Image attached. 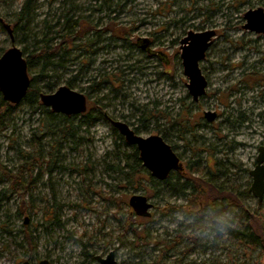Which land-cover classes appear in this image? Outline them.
Returning <instances> with one entry per match:
<instances>
[{
	"label": "rangeland",
	"instance_id": "obj_1",
	"mask_svg": "<svg viewBox=\"0 0 264 264\" xmlns=\"http://www.w3.org/2000/svg\"><path fill=\"white\" fill-rule=\"evenodd\" d=\"M25 1L0 0V57L13 46L4 27L10 26L14 45L25 58L33 56L30 78L41 88L57 84L47 94L73 80L69 87L99 102L107 118L130 124L144 138L163 137L187 173L195 162L196 177L218 173L217 184L239 195L244 209L219 206L218 212L214 208L199 217L175 212L173 207L187 203L178 192L156 179L134 188L112 169L134 162L133 146L124 144L111 123L99 119L89 126L82 115L75 116L69 124L75 137L62 138L55 126L43 127L45 115L37 106L22 101L0 124V165L13 173L33 166L24 174L23 196L9 190L0 170V264H99L94 257L111 251L120 264H264V247L250 249L242 234L249 226L264 228V202L249 192L250 171L264 145V87L252 90L240 83L250 72L264 76V35L244 28V15L264 9V0H37L16 30ZM70 9V17H82L100 33L75 40L79 45L91 39L92 50H63L49 62L64 66L53 64L44 71L47 60L38 58L40 49L63 40ZM111 24L116 35L106 32ZM206 31L216 33L200 62L208 89L194 102L180 42L189 32ZM100 70L115 75V81L97 91L91 86ZM205 112H216L218 118L209 123ZM185 117L192 132L183 133L175 124ZM237 119L234 126L228 122ZM56 141L61 153L53 161L49 151ZM143 173L150 174L145 168ZM170 180L175 189L184 182ZM151 190L152 217L138 225L129 199L148 198ZM21 208L28 215L19 216ZM225 214L230 220L226 230L220 222ZM135 228L144 232L140 240Z\"/></svg>",
	"mask_w": 264,
	"mask_h": 264
},
{
	"label": "trees",
	"instance_id": "obj_2",
	"mask_svg": "<svg viewBox=\"0 0 264 264\" xmlns=\"http://www.w3.org/2000/svg\"><path fill=\"white\" fill-rule=\"evenodd\" d=\"M36 0H26L23 6V9L20 11L17 17V21L15 22V29L18 30L20 27L18 25V22L24 21L25 14L29 15L31 11L33 10V3H35ZM71 12V9L68 10L65 14V21H64V29H66V33L62 35L63 40L57 45L56 47L49 46L46 43L41 49L40 54L38 55V58H45L46 65L44 67V71L49 67L50 65L54 66L53 62H49V58H54L56 55L59 56L60 53L64 50L65 53H68V51L71 48H76L78 50L82 51H90L92 50V43L93 41L89 39L87 43L85 44H79L77 45L75 43V40L77 38L83 39L85 38L86 33L88 32H95V34H98L100 32H97L95 28L88 27V24L86 21L83 22L82 17L78 20H74L72 17H70L69 13ZM22 28V27H21ZM106 32H112L113 34H117L116 28L111 24L109 28L106 30ZM15 33V31H14ZM98 40V39H96ZM100 40V39H99ZM88 48V49H87ZM69 49V50H68ZM97 50H94L96 52ZM63 57V55H61ZM32 59L33 56L26 58L28 61V70L29 73H31V66H32ZM55 65L59 66V63H56ZM49 78V77H46ZM115 78V75H111L107 73V71L100 70L99 73L95 76L94 80L92 81L91 89L93 90H101L104 89L107 84H113V81ZM97 79H99V83H97ZM31 86L28 91V94L24 101L28 102L30 105L37 106L41 110V113L46 115L45 119L43 120V127H50L55 126L59 133L62 135V138H66L69 135L71 137H75V133L71 130V126L69 124L72 123V119L75 116L68 117L60 114H54L50 109L45 108L41 104L40 95L41 94H47L48 92H52L54 90V87H56L57 84L48 83L45 87H39L35 78H31ZM73 80L68 81V85L72 87ZM241 84H244L247 89H255L257 87H264V76L258 75L255 72H250L248 74H245L243 79L240 82ZM46 90V91H44ZM99 102H90L89 101V110L82 115L83 120H85L89 126L94 125L99 119H104L106 122L110 123V119L107 118L101 110V108L98 106ZM13 109V105L4 101L3 96L0 92V124L5 121L6 117L11 113ZM81 116V115H80ZM205 118V116H204ZM242 114L239 115V120L242 119ZM61 120L66 126L61 127L60 123L57 124V121ZM206 120V119H205ZM207 121V120H206ZM228 121V120H227ZM236 121H228L231 125L234 126L236 124ZM199 124V120L197 119L195 121ZM191 121L185 117L183 120H179L175 122V124H178L182 127L181 132L188 133L189 131L192 132L193 127L190 125ZM113 131L116 133L117 130L113 128ZM188 131V132H187ZM125 145V140L122 137H119ZM56 145V146H55ZM53 147H51V150L49 151L50 158L53 161H56L60 156V149L59 146L61 145L60 142L56 141ZM199 149V148H197ZM194 155L197 154L196 149H194ZM209 152L212 154V150H200L199 153L202 152ZM133 158V165L126 164L124 168L121 167L120 163L117 165L116 168L113 170H117L119 168V171H121L125 179L128 180V182L133 186L134 188H138L141 186H146V183H154V178L148 174L143 173V165L140 160L139 151L138 149L133 146V153L130 156ZM36 159H34L35 162ZM33 165L31 164L29 167L27 165L21 167V169L17 173L7 171L6 167L0 165V170L3 175L9 180L10 187L9 190H12L21 196L24 195L22 192L24 190L23 186V177L24 174H26L28 171H30V167ZM136 166H139V168H136ZM128 170V171H126ZM52 171V169H51ZM199 171L198 162L192 163L188 165V173L187 171L183 172H177L172 173L170 177L161 182V184H165L169 190L172 192H178L181 197H183L186 200V205L173 207V210L175 212H184L187 211L189 214L194 215V217H199L200 213L204 215L208 211H213L214 208L219 209L217 207L221 206L222 208H227L231 206H236L240 209H244V205L242 204V200L238 195L234 194L233 192L228 191L226 188L219 186L216 182V177L218 175L214 174L212 171L208 173L207 175L203 177H196L194 174H196ZM194 173V174H193ZM170 178L173 179H179L184 180V182L179 186L178 189H175V185L171 182ZM158 181V180H157ZM152 195L149 191L148 193V199H150ZM228 207V208H229ZM164 210V209H160ZM215 211V210H214ZM218 212V211H216ZM19 216L28 215L27 209L21 208L18 212ZM136 222L138 225H146L149 222V219L145 218H137ZM135 236L140 240V237L144 234L143 231H139L137 228L132 229ZM245 237V244L251 249L254 247H257V245H261L264 247V228L261 230H258L257 227L249 226L247 232L242 233Z\"/></svg>",
	"mask_w": 264,
	"mask_h": 264
},
{
	"label": "water",
	"instance_id": "obj_3",
	"mask_svg": "<svg viewBox=\"0 0 264 264\" xmlns=\"http://www.w3.org/2000/svg\"><path fill=\"white\" fill-rule=\"evenodd\" d=\"M247 21L244 28L252 33L264 35V9L250 10L244 15ZM8 31L13 46L5 51L0 60H4V76L0 82V92L4 101L12 104H20L31 86V78L28 71L27 60L24 52L14 45L13 31L10 26H4ZM215 31L202 33L189 32L187 37L181 40L180 50L184 75L188 78L187 88L194 102H198L207 92L208 81L200 68V62L206 58V54L212 45ZM42 104L50 108L55 114L68 117L80 116L88 111L87 97L85 94L75 91L69 86H61L52 94H41ZM205 119L213 123L217 119L215 112L204 113ZM111 124L126 143L135 146L140 154V159L150 175L158 180H166L172 172H182L183 163L173 148L159 135L144 138L130 126L122 121L111 120ZM252 185L250 192L261 202L264 198V146L259 148L255 168L250 171ZM129 206L137 217L149 219L152 217L154 205L143 195H134L129 199ZM29 219L26 218L25 224ZM99 264H119L115 251L109 252L106 257L96 256ZM23 264H32L29 261ZM38 264H51L48 260H42Z\"/></svg>",
	"mask_w": 264,
	"mask_h": 264
},
{
	"label": "bare ground",
	"instance_id": "obj_4",
	"mask_svg": "<svg viewBox=\"0 0 264 264\" xmlns=\"http://www.w3.org/2000/svg\"><path fill=\"white\" fill-rule=\"evenodd\" d=\"M37 1V0H36ZM35 1V2H36ZM12 41V40H11ZM33 60V59H32ZM27 64H28V61H27ZM59 66L60 67H62V66H64V64L61 62V61H59ZM28 67H29V65H28ZM29 71V70H28ZM28 94V93H27ZM86 96V95H85ZM87 97V96H86ZM26 98V97H25ZM25 100V99H24ZM23 100V101H24ZM41 101V100H40ZM87 101L89 102V100H88V98H87ZM88 102H87V104H88ZM41 104H42V101H41ZM43 105V104H42ZM44 106V105H43ZM45 107V106H44ZM45 108H47V107H45ZM48 109H50V108H48ZM51 110V109H50ZM52 111V110H51ZM53 112V111H52ZM54 113V112H53ZM205 113H207V112H205ZM216 113V112H215ZM55 114V113H54ZM217 114V113H216ZM45 117H46V115H45ZM45 117L43 118V120L45 119ZM217 118H218V114H217ZM110 121V123H111V119L109 120ZM123 122V121H122ZM124 123H126V122H124ZM126 124H128V123H126ZM112 125V124H111ZM129 126H130V124H128ZM113 127V126H112ZM114 128V127H113ZM130 128L132 129V127L130 126ZM133 130V129H132ZM135 131V130H134ZM136 132V131H135ZM137 134V133H136ZM139 135V134H138ZM126 142V141H125ZM127 144V143H126ZM128 145V144H127ZM130 146V145H129ZM262 146H264V145H262ZM172 147V146H171ZM261 147V146H260ZM259 147V148H260ZM173 148V147H172ZM174 150V149H173ZM258 151H259V149H258ZM175 152V151H174ZM258 154H259V152H258ZM132 154H130V156H131ZM139 156H140V154H139ZM141 160V159H140ZM141 163H142V161H141ZM142 165H143V163H142ZM255 165H256V162H255ZM117 166H114L112 169H114V168H116ZM144 167V166H143ZM117 172H119L120 174H123L121 171H119V168L116 170ZM183 171H185V167H184V170ZM182 171V172H183ZM172 173H177V172H172ZM171 173V174H172ZM170 174V175H171ZM170 175H169V177H170ZM168 177V178H169ZM167 178V179H168ZM166 179V180H167ZM165 181V180H164ZM161 182H163V181H161ZM251 188V187H250ZM249 192H250V189H249ZM237 195V194H236ZM238 197H240L239 195H238ZM255 198V197H254ZM255 199H257L258 200V203H263L264 202V198H263V200L260 202L259 201V199L258 198H255ZM228 207H229V205H228ZM240 209V208H239ZM219 210H221V209H217L216 211H219ZM230 210V209H229ZM139 218V217H138ZM196 219H198V218H196ZM247 232V231H246ZM162 244H164V245H168V243H167V241H163L162 242ZM115 255H116V253H115ZM95 258V260H96V257H94ZM116 260H117V258H116ZM31 263V262H30ZM120 264V263H119Z\"/></svg>",
	"mask_w": 264,
	"mask_h": 264
},
{
	"label": "clouds",
	"instance_id": "obj_5",
	"mask_svg": "<svg viewBox=\"0 0 264 264\" xmlns=\"http://www.w3.org/2000/svg\"><path fill=\"white\" fill-rule=\"evenodd\" d=\"M221 224L224 226L225 230L230 225V220L228 214H225L220 218Z\"/></svg>",
	"mask_w": 264,
	"mask_h": 264
},
{
	"label": "snow or ice",
	"instance_id": "obj_6",
	"mask_svg": "<svg viewBox=\"0 0 264 264\" xmlns=\"http://www.w3.org/2000/svg\"><path fill=\"white\" fill-rule=\"evenodd\" d=\"M5 68H4V60H0V82L3 80Z\"/></svg>",
	"mask_w": 264,
	"mask_h": 264
}]
</instances>
